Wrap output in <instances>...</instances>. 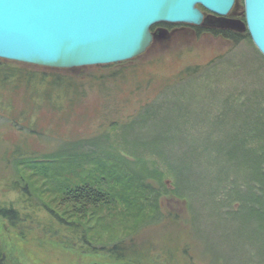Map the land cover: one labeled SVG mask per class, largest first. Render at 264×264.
I'll use <instances>...</instances> for the list:
<instances>
[{
  "label": "rangeland",
  "instance_id": "1",
  "mask_svg": "<svg viewBox=\"0 0 264 264\" xmlns=\"http://www.w3.org/2000/svg\"><path fill=\"white\" fill-rule=\"evenodd\" d=\"M203 13L208 26L246 33L244 0H236L226 17L205 10ZM154 34L148 50L130 61L71 69L30 64L24 67L51 79L62 76L63 81L75 82L83 87L85 98L71 115L54 112L48 106L35 116L29 113L24 125L35 120L38 130L48 134L29 136L10 123L12 117L25 111L23 94L3 96L7 104L11 98L12 112L7 113L0 101V178L11 180L17 173L16 177L28 181L34 191L47 181L40 173H24L17 169V162L6 164L5 155L10 156L18 145L54 160L63 159L67 151L78 157L79 153H88L93 158L108 160L112 159L110 151H117L136 164L141 162L137 169L142 166L151 173L159 170L161 179H171L175 188H179V183L170 170L173 157L181 155L180 145L196 154L201 153L199 161L205 168L192 175L193 186L189 184L179 193L153 187L151 193L141 195L145 211L129 208L125 201L117 207L90 210L84 223L89 229L92 246L102 249L126 241L133 249L123 259L106 251L95 252L67 231L52 232L46 219L40 216L26 220L17 230L0 219V244L5 264H264V232L262 235L254 232L264 222L248 215L252 207V203L247 202L251 197V175L245 174L242 167L239 171L233 168L221 171L209 164L214 157L205 152L219 135L216 132L208 134L213 132L215 124L205 123L203 115L196 114L207 112L212 102L213 109L206 116L213 120L212 117L218 118L221 114L220 118L226 117L231 126L234 115L240 113L242 117H237L235 122L241 119V133L254 137V148L262 144L257 140L253 116L246 114L247 108L233 106L235 114L229 117L219 110L224 106L221 104L224 98L234 96L244 101L248 97L258 98L264 111V63L257 58V48L251 40L237 46L210 33L198 35L192 26L186 25L172 29L157 27ZM220 57H224V66L232 67L230 74L221 77L212 71L213 74L189 78L161 93L164 83L173 80L181 70L188 66H206ZM114 73H120L118 81H113ZM54 96L59 93L55 92ZM105 105L108 107L104 110ZM243 105L251 109L252 103L243 102ZM173 112L177 120L169 123L167 115L171 119ZM107 121L113 122L111 128H107ZM183 131L188 137L186 140L181 138ZM173 142H177L175 146ZM171 180L166 181L170 189ZM18 195L0 187L1 203H9ZM195 231L194 239L200 249L190 240V234L192 236ZM188 243L189 255L190 250L187 253L185 249Z\"/></svg>",
  "mask_w": 264,
  "mask_h": 264
},
{
  "label": "trees",
  "instance_id": "2",
  "mask_svg": "<svg viewBox=\"0 0 264 264\" xmlns=\"http://www.w3.org/2000/svg\"><path fill=\"white\" fill-rule=\"evenodd\" d=\"M175 26L178 25H157L152 28V32L157 27L172 29ZM193 29L198 35L210 33L232 41L237 46L246 40H251L247 30L246 33H240L233 32L230 28L209 29L204 26H193ZM256 55L264 63V57L258 50H256ZM223 58L220 57L215 61H211L206 66L186 67L173 80H168L164 83V90L161 93L172 85L182 84L184 80L189 78L213 74V72L219 73L221 77H223V74H230L232 67L229 65L224 66L222 64ZM20 65L23 67H20ZM27 66L29 65L0 59V101L5 106L7 113L12 112L11 98H9V103L7 104L3 96L7 98V96L21 95L22 93L23 109L25 111H22L19 116L12 117L10 123L27 132L29 136H46L48 135L46 132L38 130L35 120L33 121L34 124L30 121L27 126L24 125L23 121L28 120L27 115L31 113L35 116L44 106H48L54 112H64L63 114L71 115L72 112L76 111L78 107L76 105L84 100L85 91L83 87L75 85L76 83L71 80L67 81V79L64 82L62 76L56 77L57 79H51L43 73L28 71V69L24 68ZM241 66L244 67L245 65ZM119 74H112L113 81H118V77L121 76ZM123 78L121 77L120 79ZM99 83H102L101 79H99ZM100 86L102 87L103 85L101 84ZM55 92H58L59 96H54ZM214 101L216 102V98ZM243 102L252 103L251 109L243 105ZM259 102L258 98L248 97L244 101V99L231 96L227 97L226 100L224 98L221 101L224 106L219 108L220 113L225 112L228 117L235 114L232 110L233 106L236 107L238 105L239 108L242 106L248 109H245V111L247 110L246 114L250 117L253 116L257 140L262 143L257 148L252 145L254 137L241 133L243 131L239 123L241 119L238 123L235 122L237 117H242L240 113L234 115L231 126L228 124L226 117L220 118L221 114H218V118L212 117L213 120L206 116L213 109L212 102L208 104L209 109L207 108V112L196 114L203 115L202 119L205 123L215 124L216 127H214L216 129L214 128L213 132L208 134L216 132L219 135V138L216 141L214 140V145L210 144L207 152H205L209 157H214V160H211L209 164H213L214 167L221 171L230 170V168L239 171L242 167V171L245 174L251 175V185H249L251 197L247 202H251L252 207H249L248 215H250V218L255 216L258 220L263 219L264 222V111H262ZM107 107L108 105H105L104 110ZM175 116L173 112V117L170 119V116L167 115L166 120L169 123H174L177 120ZM102 117L108 118L103 115ZM183 117L186 118V116ZM107 122V128H111L113 122ZM184 134L186 132L183 131L181 138L186 140L188 137H185ZM173 141H175V136H173ZM174 143L177 142H173V146H175ZM182 143L186 144V142ZM147 145H150V143ZM180 148L178 152L181 155L179 157L173 155V169L172 171L170 170L177 183H179V188H175L171 179H165L164 181L161 179L159 170L156 169L151 173L152 171H146L142 166L137 169L136 166L142 165L141 162L136 164L124 153L119 154L117 151H110L112 159L108 160L93 158L88 153H79L78 157L72 155L70 151L66 152V156L69 158L64 156L63 159L54 160L49 158L51 156L41 155L18 145L10 153V156L6 157L7 154L5 155V159L8 161L6 164L17 162V169H22L24 173L31 171L37 174L40 173L47 181L43 183L41 189L34 191L31 188L32 186H29L28 181L26 182L16 177L17 173H15L16 176H12L11 180L0 178V187L4 186L13 192L19 193L18 197L9 203L0 202V219L5 220L11 228L17 230L26 220H34L42 216L46 219V223L49 224L48 228L52 232L67 231L68 234L76 239L78 238L81 243L91 247L95 252L106 251L108 254L117 257V259H123L132 251L131 244L129 243L128 245L126 241H120L102 249L93 247L90 242L89 229H87L84 220L91 214L89 213L90 210H98L102 207H117L122 201H125L129 208H138V212L145 211L146 208L141 204L140 196L145 195V193L148 194V192L151 193V188L153 187L156 189L165 187L171 192L177 190V193H179L178 191L187 189L190 185L193 186L191 183L192 175L196 174L197 170L200 172L205 168L204 164L199 161L201 153L196 154V151L194 152L192 149L189 151L181 145ZM182 149L186 151L183 153ZM167 180H171L172 189L167 188ZM46 195H48V198H43ZM153 209L156 210L154 205ZM242 219L244 222L246 215ZM245 228L248 229V227ZM263 229L264 223L260 224L254 232L262 235ZM19 232L24 234L23 231L19 230ZM196 234L197 231L192 236L190 234V240L196 248L200 249V244L194 239L197 236ZM185 245L187 253L190 250L188 255L191 254L189 243ZM212 251H215V248H212ZM0 264H5L1 244Z\"/></svg>",
  "mask_w": 264,
  "mask_h": 264
},
{
  "label": "water",
  "instance_id": "3",
  "mask_svg": "<svg viewBox=\"0 0 264 264\" xmlns=\"http://www.w3.org/2000/svg\"><path fill=\"white\" fill-rule=\"evenodd\" d=\"M236 0H0V59L71 69L133 60L161 25L208 26ZM248 33L264 57V0H244Z\"/></svg>",
  "mask_w": 264,
  "mask_h": 264
},
{
  "label": "bare ground",
  "instance_id": "4",
  "mask_svg": "<svg viewBox=\"0 0 264 264\" xmlns=\"http://www.w3.org/2000/svg\"><path fill=\"white\" fill-rule=\"evenodd\" d=\"M19 63V62H18ZM23 64H25V63H23ZM26 65H29V64H26Z\"/></svg>",
  "mask_w": 264,
  "mask_h": 264
}]
</instances>
